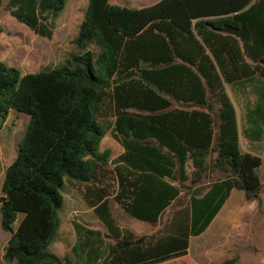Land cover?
I'll use <instances>...</instances> for the list:
<instances>
[{"label":"trees","instance_id":"obj_1","mask_svg":"<svg viewBox=\"0 0 264 264\" xmlns=\"http://www.w3.org/2000/svg\"><path fill=\"white\" fill-rule=\"evenodd\" d=\"M67 1L4 6L51 39ZM74 43L82 52L49 71L22 75L0 60V117L11 110L30 117L2 180L8 263L165 262L188 254L190 236L205 231L232 189L259 199L263 159L242 150L227 87L264 80V0H159L140 8L88 0ZM261 121L264 113L254 140L264 147ZM106 136L124 151L102 150ZM62 188L77 192L105 229L74 222L76 241L64 256L49 250ZM116 205L153 226L169 207L171 214L138 235L121 227Z\"/></svg>","mask_w":264,"mask_h":264},{"label":"rangeland","instance_id":"obj_2","mask_svg":"<svg viewBox=\"0 0 264 264\" xmlns=\"http://www.w3.org/2000/svg\"><path fill=\"white\" fill-rule=\"evenodd\" d=\"M159 0H114L117 5L130 8H140L152 5ZM88 0H68L65 9L57 19V28L52 39L42 37L32 31L28 26L20 23L5 9L1 8L0 17V60L9 66L16 67L21 74L37 73L49 71L55 67L62 66L72 54L81 53L76 44L75 38L79 34V29L85 17ZM90 49L96 54L98 49L92 44ZM234 99L238 101L236 93L241 90V86L235 88L228 86ZM236 92V93H235ZM29 115L11 110L4 120L0 117V207L2 191V180L6 168L15 161L18 154L19 143L22 141L29 124ZM242 137L243 133L242 124ZM117 145L114 139L106 136L101 144V149L111 148L116 151ZM263 174V175H262ZM261 178L264 182V165L261 168ZM63 206L59 211L61 225L55 240L49 246V250L64 256L69 253L76 241V231L74 222L82 223L93 228L103 227L95 215L93 209L87 206L82 197L70 188H62ZM246 199V197L244 196ZM259 204V199H251L247 202V208L254 209ZM124 212L118 205L115 210ZM249 210V209H247ZM129 223L132 228L138 230L139 227H150V224L128 215ZM264 218V217H263ZM236 232V231H235ZM11 233L3 230L1 226L0 212V264L8 263L4 257ZM258 248L257 262L264 260V241L262 238L256 244ZM203 258L202 264H209L208 258ZM191 257L178 262L177 264H190ZM240 264H243L241 262Z\"/></svg>","mask_w":264,"mask_h":264},{"label":"crops","instance_id":"obj_3","mask_svg":"<svg viewBox=\"0 0 264 264\" xmlns=\"http://www.w3.org/2000/svg\"><path fill=\"white\" fill-rule=\"evenodd\" d=\"M7 1L3 0V7ZM111 3L116 4L114 0H111ZM234 87L238 88V86ZM237 91L239 93H235L238 101L234 99L230 91L229 93L238 111L239 123L241 125L242 150L261 156L263 166V141L260 139L257 141L254 140V123L259 121V115L262 116L264 113V100L262 99L264 96V80L256 79L254 82L245 83L241 86V90ZM242 124L243 133L244 131L248 133V136L244 134L245 138L242 137ZM261 126L263 129V121H261ZM114 142L117 145L116 151L114 152L113 150L114 154H121L124 151L123 146L116 140ZM186 199L184 198L182 199L183 201H180V207L187 205ZM249 201L251 199L247 197L243 190L232 189L229 198L205 231L200 235L190 236L188 254L157 264H177L178 262H184V260L190 259V257L195 261L190 260V264H202L203 258L201 256L208 258L209 264H225L233 259L235 260L233 264H240L241 262L243 264H263L264 260L257 262V252L259 250L256 244L260 238L264 241V182L257 207L254 209L247 208V202ZM170 214L171 208L169 207L162 218V222H165ZM115 215L121 227H128L138 235L152 234L163 224L161 222L153 226L148 222H144L145 224H150V227H139L138 230H135L130 226L128 216L125 212L116 209ZM99 229L105 231L104 227H99Z\"/></svg>","mask_w":264,"mask_h":264},{"label":"built area","instance_id":"obj_4","mask_svg":"<svg viewBox=\"0 0 264 264\" xmlns=\"http://www.w3.org/2000/svg\"><path fill=\"white\" fill-rule=\"evenodd\" d=\"M263 264H264V262H263Z\"/></svg>","mask_w":264,"mask_h":264}]
</instances>
